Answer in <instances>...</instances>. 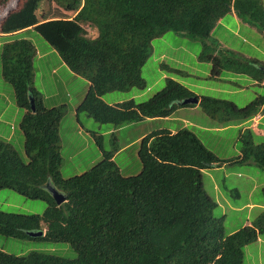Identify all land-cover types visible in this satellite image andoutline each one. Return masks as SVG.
I'll return each instance as SVG.
<instances>
[{
    "label": "trees",
    "instance_id": "obj_1",
    "mask_svg": "<svg viewBox=\"0 0 264 264\" xmlns=\"http://www.w3.org/2000/svg\"><path fill=\"white\" fill-rule=\"evenodd\" d=\"M9 1L0 0V8ZM41 1L16 0V7L0 23V32L7 35L0 41L2 75L13 88L17 106L24 110L19 128L27 157L24 161L0 138V189L41 199L46 207L41 214L0 209V235L66 242L76 256L35 250L16 255L0 248V264H243L245 246L264 233V209L251 224L226 233L223 218L213 215L218 204L204 188L203 170L250 161L264 169V139L256 144L248 129L239 136L240 154L221 160L188 128L175 133L155 130L140 140V172L125 176L113 160L128 141V137L122 139V132L136 122L165 118L180 107L193 106L182 101L197 95L166 77L164 87L144 101L130 98L111 104L102 96L132 87L143 89L141 68L151 54V42L168 31L201 42L198 58L211 63V78L233 72L264 86V62L217 48L210 38L219 19L231 10L264 33L261 0H52L58 14L40 20ZM86 26L97 35L89 36ZM28 28L57 51L71 72L88 82L76 115L84 112L112 129L109 145L103 143L107 133L90 131L102 158L80 174L62 175L60 122L65 105L45 106L33 85L36 48L16 35ZM199 98L202 110L220 122L264 113V94L241 107L227 99ZM47 183L65 201L57 204ZM43 224L44 235L27 234L41 230Z\"/></svg>",
    "mask_w": 264,
    "mask_h": 264
},
{
    "label": "rangeland",
    "instance_id": "obj_2",
    "mask_svg": "<svg viewBox=\"0 0 264 264\" xmlns=\"http://www.w3.org/2000/svg\"><path fill=\"white\" fill-rule=\"evenodd\" d=\"M40 8L45 10L50 8L52 14L55 11L51 7V0H43ZM2 13L0 11V16ZM231 16V12H228L222 19L228 23L229 31L216 30L215 34L211 33V40L217 45L222 44L221 46L226 49L230 48L238 55L264 62V38L261 30L256 27L259 30L251 32L242 27V24L241 29L236 30ZM86 27L89 36H94V29ZM219 29L222 27L219 26ZM17 36L30 40L36 48L37 54L33 61V85L42 103L49 106L50 99L54 97L60 98L59 103L62 101L65 105V114L60 122V135L61 139L63 136L65 143L62 150L65 156L61 169L62 175L68 177L80 174L83 169L89 167V162L91 163L96 154L95 142L94 138L86 135L85 132L78 135L75 130H69L71 124L78 125L79 121L89 131H94L96 134L107 133L103 139L105 145H109L108 141L111 139V136L107 137L108 132H105L109 125L88 117L84 112L78 113L77 117L74 115L77 103L81 100L79 93L85 88L87 81L80 76L73 78L66 67L57 62L56 52L38 32L29 29ZM151 44V54L141 68L145 87L143 89L132 87L128 91H112L102 96L104 100L123 101L134 98L137 102L144 101L164 87L166 77L181 81V84L183 83L198 95L231 100L240 107L249 103L256 95L264 94L263 85L255 84L250 77L243 74L238 75V79L242 80H237L235 77L237 74L233 72H223L218 78H211L209 75L211 63L198 58L202 51V44L198 39L168 31L159 38L153 39ZM165 66L179 72L169 71ZM235 81L241 84L239 89L233 86ZM23 114L24 110L15 102L11 84L2 75L0 64V138L7 140L23 160L27 161L23 148V133L19 128ZM174 119L180 121L149 122L145 128L156 129L157 124L164 127L169 125L179 127L184 122L181 123V120L187 119L189 122H186L184 127L194 131L203 144L221 160L235 159L240 154V130L243 128V132L248 130L251 124L250 121L242 119L220 122L207 115L199 104L178 110ZM258 122L257 128L253 129V141L256 144L264 139V135L257 132V129L262 130L264 127V113ZM126 138V133L123 131L122 139ZM69 153L73 154L72 158H68ZM135 155L133 143L116 156V163L121 167L122 175H135L140 171L141 165ZM203 184L206 192L218 204L213 215L223 218L226 233L251 224L254 217L264 209V169L257 167L252 161L213 165L203 171ZM45 207L46 203L41 199L25 197L12 189H0V209L4 211L41 214ZM0 248L16 255H25L35 250L67 258L76 256L75 250L69 243L35 238L18 239L0 235ZM243 264H264V233L258 240L245 246Z\"/></svg>",
    "mask_w": 264,
    "mask_h": 264
},
{
    "label": "crops",
    "instance_id": "obj_3",
    "mask_svg": "<svg viewBox=\"0 0 264 264\" xmlns=\"http://www.w3.org/2000/svg\"><path fill=\"white\" fill-rule=\"evenodd\" d=\"M261 3H262V5H263V7H264V0H261ZM231 12V14H232V21L235 23V26H236V30H239V29H241L240 27H241V24H242V27H245V28H247L249 31H251V32H256V31H258L259 29L258 28H256V26H254V25H252V24H250V23H248V22H246L245 20H243L241 17H239L236 13H235V11L234 10H232V11H230ZM226 15V14H225ZM224 15V16H225ZM43 17H45V14H43L42 15ZM222 19H224L223 17L221 18V19H219V21L217 22V24H216V26L214 27V29H213V31H212V34H215L216 33V30H222V31H229V26H228V23H225ZM219 26H221L222 27V29H219ZM24 31H22L21 33H23ZM261 32V34L263 35V38H264V33L262 32V31H260ZM20 33V34H21ZM236 34V33H235ZM234 35V34H233ZM234 36H237V35H234ZM11 37H13V36H11ZM238 37V36H237ZM231 45H232V43H230ZM248 44H250V43H248ZM222 44H219V46L218 47H220ZM251 45V44H250ZM251 46H253V45H251ZM254 47V46H253ZM221 48H225L224 46H221ZM228 49H230V48H228ZM245 56V55H244ZM56 60H57V62L60 64V65H64L65 67H66V69L69 71V73L71 74V76L73 77V78H76V77H79L78 75H76V74H74L73 72H71L70 71V69L65 65V63H63L62 62V60L60 59V57L58 56V54L56 53ZM246 57H248V56H246ZM252 58V57H251ZM258 60V59H257ZM236 74V73H235ZM238 75H240V74H237V76H235L236 77V79L237 80H242L241 78H239L238 79ZM242 75V74H241ZM251 79V78H250ZM86 80V79H85ZM181 82V81H180ZM249 83L251 82L250 80L248 81ZM254 83L256 84V82L254 81ZM263 84H264V82H263ZM88 82L86 83V86H85V88L79 93V95H80V102L82 101V99L84 98V96H85V93H86V91H87V89H88ZM233 86H235V87H237L238 89L240 88V86H241V84L238 82V81H235V82H233ZM59 99L60 98H52V99H50V101H49V106H47V107H54V106H58V105H60V104H62V101L59 103ZM106 101H108L109 103H111V104H113V103H115V102H121V100H118V99H115V100H106ZM80 102H78L77 104H79ZM59 103V104H58ZM46 106V105H45ZM184 108H187V107H181V108H179V109H177L169 118H163V119H153V120H145V121H141V122H137L136 124H133L132 125V128H130V130L129 131H126V134H128V135H126L127 137H128V141L125 143V144H128V143H134V142H136V140L138 141V140H140V138L142 137V136H144L145 134H147V133H149V132H152V131H154V130H158V129H162V128H168V129H170L172 132H174V131H176L177 129H179V128H182V127H184L185 126V123L186 122H189V121H187V119H182L181 120V125L179 126V127H171L170 125L169 126H167V127H164L163 125H160V124H157V127H156V129H153V127L151 128V129H147V128H145V125L147 124V123H149V122H155V123H158V121H164V120H167V121H171V120H173V121H180V120H178V119H174V117H175V115H176V112L178 111V110H181V109H184ZM74 115H75V112H74ZM131 127V126H130ZM69 130H75L76 132H77V134L79 135V134H83L84 132L86 133V135H91L92 136V138H94L93 137V135L91 134V132L89 131V129H86L84 126H83V124L81 123V122H79L78 121V125H76V124H71V127L69 128ZM110 131H112V129L111 128H108V129H106V131L105 132H108V134H109V132ZM259 130H257V132H258ZM60 132H61V123H60ZM118 132H119V130H118ZM117 132V133H118ZM258 134H259V132H258ZM261 134L262 135H264V132H262L261 131ZM61 136V135H60ZM76 140H77V138H76ZM91 141H93V139L91 140ZM90 143V142H89ZM124 144V145H125ZM65 145V143L63 142V136H62V149H63V146ZM127 145H125V146H121L116 152H115V155H114V161L116 162V156L119 154V153H121L122 151H124V148L126 147ZM134 146H135V150H136V155H137V148H138V144H134ZM130 147V146H129ZM95 152H96V154H95V156L93 157V159L91 160V163L89 162V164H93V163H95L96 161H98V160H100L101 158H102V154H101V151L99 150V148L97 147V145H96V143H95ZM136 155H135V157H136ZM73 157V154H71V153H69L68 154V158H72ZM119 168H121V167H119Z\"/></svg>",
    "mask_w": 264,
    "mask_h": 264
},
{
    "label": "clouds",
    "instance_id": "obj_4",
    "mask_svg": "<svg viewBox=\"0 0 264 264\" xmlns=\"http://www.w3.org/2000/svg\"><path fill=\"white\" fill-rule=\"evenodd\" d=\"M43 1V0H42ZM42 1H41V4H42ZM12 5V6H11ZM16 7V0H11V1H9L8 3H7V5L4 7V8H0V11H1V13H2V11H4L2 14H1V16H0V23H1V21L3 20V18L6 16V14L11 10V9H14ZM41 7V6H40ZM51 7L52 8H54V13L52 14L51 13V9L49 8L48 10H45L44 8H38V10H37V16L39 17V19L40 20H42V19H44V18H51L53 15H55L56 14V11H57V9L52 5V0H51ZM40 11V12H39ZM42 11V12H41ZM232 11V10H231ZM43 14H45V17H43L42 15ZM57 14H58V11H57ZM240 17V16H239ZM89 27V26H88ZM86 28V30H87V27H85ZM90 28V27H89ZM93 29V28H92ZM25 30H29V28L28 29H23V30H20V31H17L16 32V35H18V34H20L22 31H25ZM87 32H88V30H87ZM94 32H95V35L94 36H96L97 35V32H96V30H94ZM89 35V34H88ZM7 36V35H6ZM5 36V34H3V33H1L0 32V41H5L3 38H5L6 37ZM94 36H92V37H94ZM23 38V37H22ZM56 53H57V51L54 49V48H52ZM37 54V53H36ZM58 54V53H57ZM58 56H59V54H58ZM60 57V56H59ZM60 59H61V57H60ZM62 60V59H61ZM62 62L63 63H65L63 60H62ZM66 65V64H65ZM67 66V65H66ZM68 67V66H67ZM237 74V73H236ZM210 75V74H209ZM177 81V80H176ZM181 83V82H180ZM183 84V83H182ZM186 86V85H185ZM195 93V92H194ZM196 94V93H195ZM197 96L196 97H198V99H199V101H200V98H199V96H201V95H198V94H196ZM199 103V102H198ZM197 103V104H198ZM190 104H192V103H190ZM196 104H193V106H195ZM78 106V105H77ZM187 107H192V106H187ZM77 108V107H76ZM181 108V107H180ZM179 109V108H178ZM176 111V110H175ZM174 111V112H175ZM173 112V113H174ZM172 113V114H173ZM171 114V115H172ZM75 115H76V109H75ZM170 115V116H171ZM78 116V114L76 115V117ZM170 116H168V117H165V118H169ZM263 116V113H257V114H255L254 116H252L251 118H248V119H245V120H248V121H250L251 122V124L249 125V130H251V132L254 134V131H253V129H256L257 128V126L259 125V119L261 118ZM153 119H163V118H147V119H145V120H153ZM145 120H142V121H145ZM244 120V119H243ZM231 121H233V120H231ZM139 122H141V121H139ZM137 123V122H136ZM182 128H184V127H182ZM186 128V127H185ZM162 129H168V128H162ZM180 129V128H179ZM189 129V128H188ZM159 130V129H158ZM170 130V129H169ZM178 130V129H177ZM176 130V131H177ZM191 130V129H190ZM243 130H244V128L242 129V130H240V134H239V136L243 133ZM247 130V129H246ZM245 130V131H246ZM257 130H259L258 132H259V134H261V131L263 132L264 131V127H263V129L261 130V129H257ZM155 131V130H154ZM171 131V130H170ZM176 131H174V132H172V133H175ZM153 132V131H152ZM152 132H149V133H147V134H145L144 136H146V135H148V134H150V133H152ZM194 132V131H193ZM195 133V132H194ZM144 136H142L141 138H140V140L144 137ZM200 139V138H199ZM62 140V139H61ZM140 140H136V142H134V144H138V148H137V158H138V161L140 162V159H139V156H138V149H139V143H140ZM62 142V141H61ZM133 143H128V144H125V145H127L126 147H129V146H131ZM125 145H122V146H125ZM121 147V146H120ZM119 147V148H120ZM115 155V154H114ZM113 160H114V156H113ZM116 163V162H115ZM226 163V162H225ZM116 165L118 166V164L116 163ZM140 165H141V162H140ZM119 167V166H118ZM62 169V168H61ZM120 169V168H119ZM141 170V169H140ZM205 170V169H204ZM203 170V171H204ZM120 172H121V169H120ZM140 172V171H139ZM138 172V173H139ZM126 176V175H125ZM127 176H129V175H127ZM59 191V190H58ZM60 192V191H59ZM214 199V198H213ZM215 200V199H214ZM42 229L41 230H38V231H42L43 233H42V235H44V233H45V231H46V226L45 225H42ZM28 232H30V231H28ZM28 232H27V234H28ZM32 232H37V231H32ZM29 235V234H28ZM30 236V235H29ZM39 236V235H38ZM32 237H36V236H32ZM259 239V238H258ZM257 239V240H258Z\"/></svg>",
    "mask_w": 264,
    "mask_h": 264
},
{
    "label": "water",
    "instance_id": "obj_5",
    "mask_svg": "<svg viewBox=\"0 0 264 264\" xmlns=\"http://www.w3.org/2000/svg\"><path fill=\"white\" fill-rule=\"evenodd\" d=\"M198 102L199 99L196 96H190L182 101V103L184 104H190V103L197 104ZM30 107L32 111L35 110L34 98L31 95H30ZM46 189L51 193L52 197L54 198L57 204H60L63 201H65V196L61 192H59L55 187H53L50 183L46 184ZM42 233H43L42 231L28 232L30 236H38V235H42Z\"/></svg>",
    "mask_w": 264,
    "mask_h": 264
}]
</instances>
